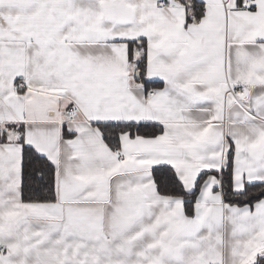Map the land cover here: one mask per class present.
<instances>
[{"label":"snow or ice","instance_id":"1","mask_svg":"<svg viewBox=\"0 0 264 264\" xmlns=\"http://www.w3.org/2000/svg\"><path fill=\"white\" fill-rule=\"evenodd\" d=\"M0 264H264V0H0Z\"/></svg>","mask_w":264,"mask_h":264}]
</instances>
